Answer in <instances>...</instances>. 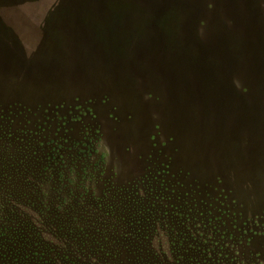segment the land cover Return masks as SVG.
Segmentation results:
<instances>
[{
    "label": "rangeland",
    "instance_id": "374dc122",
    "mask_svg": "<svg viewBox=\"0 0 264 264\" xmlns=\"http://www.w3.org/2000/svg\"><path fill=\"white\" fill-rule=\"evenodd\" d=\"M0 264H264V0H0Z\"/></svg>",
    "mask_w": 264,
    "mask_h": 264
}]
</instances>
